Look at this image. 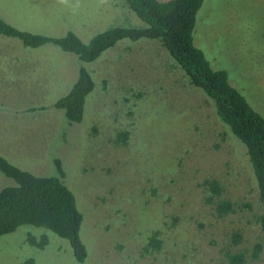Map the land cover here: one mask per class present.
<instances>
[{"label":"rangeland","instance_id":"1","mask_svg":"<svg viewBox=\"0 0 264 264\" xmlns=\"http://www.w3.org/2000/svg\"><path fill=\"white\" fill-rule=\"evenodd\" d=\"M0 17L33 33L72 31L83 42L111 27L145 26L123 0H0ZM193 42L264 117V0H204ZM80 67L95 86L82 121L69 123L54 103ZM121 131L125 140L117 139ZM0 155L47 176L60 160L87 248L77 262L68 240L21 225L0 236V264H226L222 247L235 231L241 240L233 249L264 243L243 143L158 40L124 38L84 62L53 44L26 47L0 35ZM206 178L220 183L234 212L214 213ZM13 183L0 171V190ZM30 235L46 243L30 244Z\"/></svg>","mask_w":264,"mask_h":264},{"label":"trees","instance_id":"2","mask_svg":"<svg viewBox=\"0 0 264 264\" xmlns=\"http://www.w3.org/2000/svg\"><path fill=\"white\" fill-rule=\"evenodd\" d=\"M145 23L143 27L115 26L97 33L88 42H83L72 31L62 36H50L22 30L0 17V35L17 38L26 47L53 44L61 50L74 53L84 62L96 60L106 49L128 38L158 40L168 55L187 78L188 83L200 89L213 104L218 120L227 126L244 145L256 183L259 211L254 215L264 241V117L246 100L245 96L228 81L227 73L210 66L203 51L193 42L196 16L204 0H123ZM90 71L84 67L71 89L54 103L64 111L69 123L81 122L86 97L94 88ZM117 139L125 140L121 131ZM56 174L36 175L21 169L0 155V171L13 179L12 185L0 190V236L15 231L21 225H32L51 230L68 240L74 259L83 262L87 248L80 237L83 213L77 208L74 193L65 184V171L59 159L54 161ZM204 200L212 204L214 213L223 216L236 209L231 201L220 198L222 187L215 179H204ZM243 206L250 208V202ZM232 245L222 247L226 264H253L262 257L264 243L255 241L250 248L233 249L241 240L240 234H232ZM30 244L43 247V237ZM151 243H159L154 234ZM44 241L43 244H41ZM260 261V262H262Z\"/></svg>","mask_w":264,"mask_h":264}]
</instances>
